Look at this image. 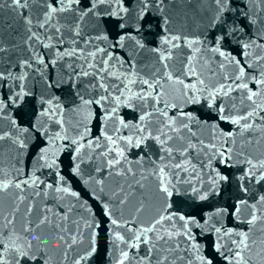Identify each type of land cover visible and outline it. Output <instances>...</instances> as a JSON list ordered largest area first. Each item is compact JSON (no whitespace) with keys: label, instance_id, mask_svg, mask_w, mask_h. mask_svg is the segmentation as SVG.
<instances>
[{"label":"snow or ice","instance_id":"snow-or-ice-1","mask_svg":"<svg viewBox=\"0 0 264 264\" xmlns=\"http://www.w3.org/2000/svg\"><path fill=\"white\" fill-rule=\"evenodd\" d=\"M5 9L23 34L10 22L0 29V264H89L96 254L100 225L61 174L63 148L109 220L115 264H214L208 235L223 264H264V0H0ZM66 58L80 63L46 74ZM20 69L35 74L33 88L44 86L30 127L7 111L36 95ZM65 85L75 98L68 108L49 94ZM199 105L207 119L193 110ZM121 107L138 110L135 122L119 116ZM97 109L101 130L92 136L84 120ZM66 112L74 115L66 120ZM30 140L40 145L25 167ZM141 146L155 147V158L150 150L126 155ZM234 167L245 198L231 213L183 210L219 196ZM44 168L55 181L37 174ZM228 215L244 227H226Z\"/></svg>","mask_w":264,"mask_h":264},{"label":"water","instance_id":"water-1","mask_svg":"<svg viewBox=\"0 0 264 264\" xmlns=\"http://www.w3.org/2000/svg\"><path fill=\"white\" fill-rule=\"evenodd\" d=\"M5 22H10V23H14L15 24V28L13 29V34H16V32L18 31L20 34H23V25L22 23L19 21V17L16 16V14H14L13 12H11L10 10H3L0 11V29H3L5 27ZM5 37H7V33L4 32L2 33ZM17 39H19V35H17L16 37ZM68 45H65V47H67ZM43 51H48V50H43ZM23 55H26V53H22ZM15 59V58H14ZM68 58H66L67 60ZM65 60V61H66ZM65 61H61L56 65V68H50L49 70L46 71V74L49 75L50 77L64 64ZM42 67V66H41ZM27 70L29 72V77L28 79L24 82L26 87L32 89L35 93L43 86L42 83L40 84H36L35 88H33V84L35 83L33 81V76L35 75L30 69H20V71H25ZM38 79V78H37ZM30 97H25L24 102L19 106V107H15V108H10L7 111L11 112V115L17 111L25 102H27ZM6 98V97H5Z\"/></svg>","mask_w":264,"mask_h":264}]
</instances>
